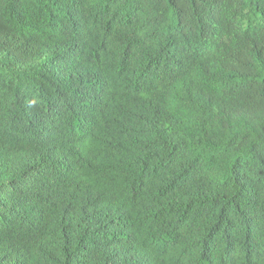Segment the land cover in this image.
I'll use <instances>...</instances> for the list:
<instances>
[{
    "label": "trees",
    "instance_id": "1",
    "mask_svg": "<svg viewBox=\"0 0 264 264\" xmlns=\"http://www.w3.org/2000/svg\"><path fill=\"white\" fill-rule=\"evenodd\" d=\"M0 264H264V0H0Z\"/></svg>",
    "mask_w": 264,
    "mask_h": 264
}]
</instances>
